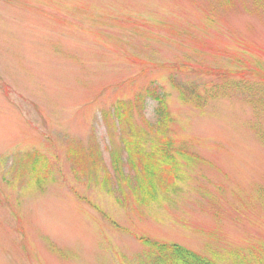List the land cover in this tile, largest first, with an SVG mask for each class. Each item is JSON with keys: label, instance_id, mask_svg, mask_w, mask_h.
Masks as SVG:
<instances>
[{"label": "rangeland", "instance_id": "rangeland-1", "mask_svg": "<svg viewBox=\"0 0 264 264\" xmlns=\"http://www.w3.org/2000/svg\"><path fill=\"white\" fill-rule=\"evenodd\" d=\"M254 6L0 0V264H139L142 237L217 264L264 256V15ZM175 84L196 87L202 107ZM153 86L166 96L176 148L202 160L178 156L176 192L144 207L115 174L125 135L113 112ZM156 107L148 98L135 113L148 140ZM72 142L99 147L116 194L76 175Z\"/></svg>", "mask_w": 264, "mask_h": 264}, {"label": "trees", "instance_id": "trees-1", "mask_svg": "<svg viewBox=\"0 0 264 264\" xmlns=\"http://www.w3.org/2000/svg\"><path fill=\"white\" fill-rule=\"evenodd\" d=\"M254 5L255 12L264 15V0H254ZM175 87L184 103H193L199 108L202 107L201 97L196 87H185L178 84H175ZM241 87L239 85L237 88ZM241 89L245 93V90ZM148 98L157 103V122L152 124L149 121H144L152 135L149 140L147 139L148 132L138 131L135 121L136 112H139L141 117L143 116L142 111ZM113 117L115 127L119 126L125 135L122 140L123 147L116 149L117 152L114 153L113 166L115 174L124 182L136 202L141 206L149 207L152 203L157 202L161 193L176 192L179 179L177 173L181 167L178 156L182 157L185 162L194 163L202 160L176 148L175 141L169 137L170 125L173 119L168 110L166 96L159 91L157 86L149 88L146 96L138 95L133 101H121L115 108ZM143 142L145 145H143ZM147 145H149V149L146 147ZM121 151H123V154L125 152L129 158L132 175L125 174L124 169H122ZM68 156L76 167V175L77 173L87 174L89 181H95L102 191L108 194L117 193V190L113 188V183L116 184L115 177L103 167L98 146L92 145L87 148L83 147L82 144L72 142L68 148ZM28 161L33 170L38 172L37 165L41 163V160L31 155ZM101 172H103V175L100 179ZM40 181L37 180V183ZM121 188L123 186L120 183L118 190ZM117 201L122 204L120 199H117ZM93 208L110 220L99 208L95 206ZM112 225L121 231L117 223L112 222ZM138 241L147 249L145 255L139 259V264H217L215 261L177 244L161 243L145 237L138 238ZM259 253L264 254L261 251ZM250 257L248 263H246V259L239 255L236 259L240 264H264V256L261 257L252 252Z\"/></svg>", "mask_w": 264, "mask_h": 264}]
</instances>
